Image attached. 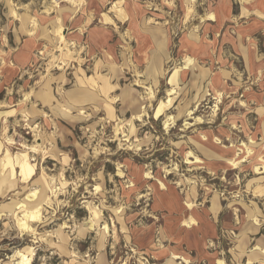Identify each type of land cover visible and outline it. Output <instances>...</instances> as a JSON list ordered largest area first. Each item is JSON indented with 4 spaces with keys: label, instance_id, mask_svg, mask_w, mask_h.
Returning <instances> with one entry per match:
<instances>
[{
    "label": "rangeland",
    "instance_id": "1",
    "mask_svg": "<svg viewBox=\"0 0 264 264\" xmlns=\"http://www.w3.org/2000/svg\"><path fill=\"white\" fill-rule=\"evenodd\" d=\"M216 1L0 0V264H264V109L217 81Z\"/></svg>",
    "mask_w": 264,
    "mask_h": 264
},
{
    "label": "crops",
    "instance_id": "2",
    "mask_svg": "<svg viewBox=\"0 0 264 264\" xmlns=\"http://www.w3.org/2000/svg\"><path fill=\"white\" fill-rule=\"evenodd\" d=\"M209 7L216 18L207 20L215 27L216 35L211 40L214 51L208 55L224 66L217 81L221 84L233 80L236 89L247 86L252 90V100L259 105L254 110L264 109V0H218ZM260 120L264 138V111Z\"/></svg>",
    "mask_w": 264,
    "mask_h": 264
},
{
    "label": "bare ground",
    "instance_id": "3",
    "mask_svg": "<svg viewBox=\"0 0 264 264\" xmlns=\"http://www.w3.org/2000/svg\"><path fill=\"white\" fill-rule=\"evenodd\" d=\"M235 163H237V162H235ZM20 208H24L23 209L24 213H23V215L21 217H18V221L17 222H18L19 226L24 231L33 230L34 228L32 229V226H31L32 223L31 222L32 221L35 222V219L38 217V213L39 212L28 209V206L24 205V204H21ZM33 254H34V250L32 251L31 249L30 250H26V251H24V250L23 251H18L17 252V256L22 258L21 261L18 262V264H31ZM218 264H226V263L222 259H220L218 261Z\"/></svg>",
    "mask_w": 264,
    "mask_h": 264
}]
</instances>
